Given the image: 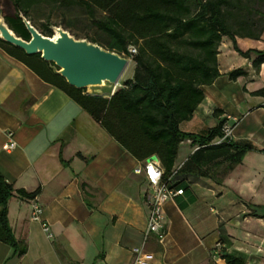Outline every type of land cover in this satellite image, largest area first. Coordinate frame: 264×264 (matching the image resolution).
Listing matches in <instances>:
<instances>
[{"label":"crops","instance_id":"1","mask_svg":"<svg viewBox=\"0 0 264 264\" xmlns=\"http://www.w3.org/2000/svg\"><path fill=\"white\" fill-rule=\"evenodd\" d=\"M236 44L243 52L264 51V34L258 41L236 38ZM224 50L234 63L224 61ZM254 59L253 54L250 59L240 57L223 38L217 55L220 77L203 88L202 103L180 129L198 135L228 120L232 141L249 142L255 151L246 153L219 184L190 178L183 195L163 206L166 236L158 244L154 237L144 242L149 207L142 162L66 94L0 48V175L15 190L39 189L42 219L52 234L48 239L40 224L31 220V200L14 195L8 202V221L27 252L13 257V250L0 242V264H134L132 250L142 246L143 254L151 256L148 264H225L214 249L221 229L231 243L229 252L253 264L262 249L252 253L239 246L235 226L231 229L228 223L241 215L242 222L252 220L249 211L261 205L254 182L256 176H264V97L251 93L264 89V64L256 70ZM236 69L245 75L229 80L227 75ZM184 125L193 132L184 131ZM9 134L15 148L7 152L2 146ZM183 144L190 151L179 162ZM196 149L189 140L183 141L175 168Z\"/></svg>","mask_w":264,"mask_h":264},{"label":"trees","instance_id":"2","mask_svg":"<svg viewBox=\"0 0 264 264\" xmlns=\"http://www.w3.org/2000/svg\"><path fill=\"white\" fill-rule=\"evenodd\" d=\"M2 1L6 24L25 41L30 37L19 15L36 28L30 15L40 7L51 11L80 7L90 17L95 16V11L101 12L102 17L94 22L97 38L85 39L130 57L133 64L131 79L109 97H93L85 90L70 87L53 74L50 64L40 55L27 56L2 41L0 48L42 81L66 94L131 157L139 162L156 157L164 169L162 182L170 189L184 193L190 178H207L219 184L241 164L246 153L255 151L249 142L230 140L215 144L222 137L221 128L226 120L198 135L182 132L180 125L191 120L202 103L203 88L220 77L217 55L223 38L231 41L240 57L250 59L253 54L254 69L264 64V51L243 52L236 44V38L258 41L264 34V0ZM50 25L43 24L39 32L50 37ZM130 48H135L136 54H131ZM243 75V70L236 69L227 76L235 81ZM251 95L264 97V89ZM218 113L216 110L213 115L217 118ZM185 140L197 149L176 169L179 145ZM38 193L39 189L32 193L15 190L0 175V242L13 250V257H23L27 245L14 237L8 221V202L14 195L32 200ZM219 231L218 243L222 246L217 250L218 258L225 264H248L243 255L229 252L231 243L223 236V230Z\"/></svg>","mask_w":264,"mask_h":264},{"label":"water","instance_id":"3","mask_svg":"<svg viewBox=\"0 0 264 264\" xmlns=\"http://www.w3.org/2000/svg\"><path fill=\"white\" fill-rule=\"evenodd\" d=\"M29 40L18 37L0 13V41L23 51L27 56L40 55L50 64L54 75L77 90L93 97L114 94L129 59L87 39H78L61 26L50 25V37L42 35L23 15H19ZM156 159V157H154Z\"/></svg>","mask_w":264,"mask_h":264},{"label":"rangeland","instance_id":"4","mask_svg":"<svg viewBox=\"0 0 264 264\" xmlns=\"http://www.w3.org/2000/svg\"><path fill=\"white\" fill-rule=\"evenodd\" d=\"M2 4L3 1L0 0V13L3 15L1 9ZM30 16L38 31L42 29L43 24L48 23L53 26H61L64 30L78 39H85V37L97 38V30L94 27V22L99 20L102 17V14L99 11H95V16L90 17V15L80 7L52 11L49 8L40 7L32 12ZM98 40L102 41L103 39ZM122 56L124 55L122 54ZM222 56H227L226 60L224 59L227 63H234L233 58L226 54V50L223 51ZM128 59L130 61L129 65L119 80L116 89L122 87L125 81L132 75L133 64L131 58L129 57ZM182 128L184 131L193 132L186 125ZM188 151H190L189 145L183 144L179 151V162L184 158V155L187 154ZM255 179L254 188L257 193L262 196L261 199L257 200V203H261V205H253L249 213L257 214L260 218L252 217V220L242 222L243 218L241 215L236 219L233 218L230 220L228 225L231 229L235 226L233 234L237 238L239 246L247 247L252 253H256L257 248L262 249L261 253L256 254V258L258 259H254L253 264H264V176H256ZM218 242L214 245V249H217L220 246L217 245Z\"/></svg>","mask_w":264,"mask_h":264},{"label":"built area","instance_id":"5","mask_svg":"<svg viewBox=\"0 0 264 264\" xmlns=\"http://www.w3.org/2000/svg\"><path fill=\"white\" fill-rule=\"evenodd\" d=\"M131 54H136L135 48H130ZM222 137L215 141V144H220L230 141L233 138V126L228 123V120L221 128ZM8 141L2 146L4 151H10L15 148V143L12 140V135H7ZM146 182V200L148 202L149 213L147 218V225L144 231V242L148 238L154 237L158 244H162L165 236L166 229L162 218L163 206L166 202L174 199L175 197L183 195L182 190L170 189L166 183L162 182L164 169L159 160L151 157L141 163ZM31 214L30 218L33 222L40 224L41 230L48 239L52 238L50 226L43 221V206L39 202L37 196L31 200ZM219 246V245H218ZM220 246L217 248V250ZM135 255L134 264H148L151 259L150 255L143 254V246L134 248L132 250ZM217 256V255H216Z\"/></svg>","mask_w":264,"mask_h":264}]
</instances>
